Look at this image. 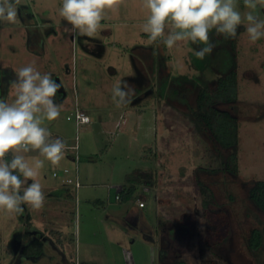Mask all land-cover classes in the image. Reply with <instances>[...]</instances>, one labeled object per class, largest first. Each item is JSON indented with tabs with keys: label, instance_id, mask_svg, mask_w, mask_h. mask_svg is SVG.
<instances>
[{
	"label": "rangeland",
	"instance_id": "1",
	"mask_svg": "<svg viewBox=\"0 0 264 264\" xmlns=\"http://www.w3.org/2000/svg\"><path fill=\"white\" fill-rule=\"evenodd\" d=\"M61 6L62 0H19L16 22L0 21V77L9 83L0 82V98L13 101L12 72L28 64L62 84L54 98L63 104L60 116L44 126L72 145L77 126L68 116L76 105L89 115L78 132L81 186L67 181L76 177L71 150L58 166L45 160L38 177L43 207L22 205L23 215L0 211V264H22V257L31 264H264V213L247 192L249 182L264 179V37L251 43L245 24L238 26L239 100L226 107L240 117L239 174L201 173L215 194L206 210L195 169L219 167L227 151L211 149L188 108L159 92V66H166L163 74L208 80L217 69L194 67L191 42L172 49L161 40L149 43L141 0H125L118 14L106 12L94 38L64 32L71 25L59 15ZM237 9L264 20V4L251 10L237 0ZM118 81L135 88L132 103L116 106ZM137 168L151 172L154 184L137 183L132 198H117ZM255 229L263 240L252 250ZM38 237L43 256L26 257L24 247Z\"/></svg>",
	"mask_w": 264,
	"mask_h": 264
},
{
	"label": "clouds",
	"instance_id": "2",
	"mask_svg": "<svg viewBox=\"0 0 264 264\" xmlns=\"http://www.w3.org/2000/svg\"><path fill=\"white\" fill-rule=\"evenodd\" d=\"M124 2L62 0L59 15L71 25L64 32L94 38L106 12L118 14ZM18 3L19 0H0V21L15 23ZM243 3L245 8L254 10L264 0H243ZM141 7L147 12L141 30L148 35L149 43L161 40L168 49L178 42L203 45L195 51L199 59H204L215 47L210 42L213 29L225 38H235L238 26L245 24L251 43L264 37V20L252 11L242 15L237 0H141ZM14 71L16 79L10 84L13 101L0 98V211L23 215L22 205L32 210L43 207L45 194L38 179L40 170L45 160L58 166L67 145L60 138H53L44 126L45 121H55L60 116L63 104L55 103L54 98L62 84L51 73L42 74L34 64ZM112 93L116 106L120 107L132 103L135 88L118 81ZM78 147L76 144L71 150L77 151ZM30 152H38L39 156L26 155ZM21 259L22 264H31Z\"/></svg>",
	"mask_w": 264,
	"mask_h": 264
},
{
	"label": "trees",
	"instance_id": "3",
	"mask_svg": "<svg viewBox=\"0 0 264 264\" xmlns=\"http://www.w3.org/2000/svg\"><path fill=\"white\" fill-rule=\"evenodd\" d=\"M238 34L239 27L235 38H225L224 35L218 34L213 29L210 32V42L215 44L213 51L206 55L204 59L197 58L195 54L192 56L191 61L195 68L203 70L207 67H215L217 69L219 75L213 80L205 79L202 76H174L170 72L163 74L166 66H159V92L165 95L170 104L179 108L181 106L188 108L196 122L197 129L205 135V140L209 143L211 149L216 150L220 155H222V149L227 151L226 155H222L219 167L198 166L195 169L196 181L203 195V206L206 210L215 202V194L211 186L201 179V173L215 174L225 172L232 176L239 174L237 147L239 143L240 117L226 107L227 105H234L239 100ZM201 47L203 45L196 44L197 50ZM219 52L221 53L219 54ZM151 58L153 60V57ZM1 71L0 69V75ZM12 74L13 78L10 83L16 79L15 73L12 72ZM0 82L3 88L9 85L1 77ZM2 86L0 87V97L2 95ZM4 92H6V89H4ZM10 158L9 156L8 159L10 160ZM154 182L155 179L151 172L137 168L129 173L125 183L127 185L124 184L121 187L120 199L127 200L132 198L136 194L137 183L153 185ZM248 184L249 200L258 210L264 213V179L252 180ZM231 198L233 199V196ZM210 218L212 223H215L214 218L212 216ZM222 218L221 216L220 220ZM262 240V230H253L249 237V247L252 250L259 249L262 245ZM44 248L43 239L38 237L37 239L32 238L23 250L26 257L39 258L43 256Z\"/></svg>",
	"mask_w": 264,
	"mask_h": 264
},
{
	"label": "built area",
	"instance_id": "4",
	"mask_svg": "<svg viewBox=\"0 0 264 264\" xmlns=\"http://www.w3.org/2000/svg\"><path fill=\"white\" fill-rule=\"evenodd\" d=\"M68 119L70 120H74L77 126V135H76V141L74 144L72 145H67V149L71 150L73 148L74 145L78 144L79 145V129L82 125L88 124L90 122V117L89 115L85 112V110H83L81 107H79V105H76L75 107V111L68 116ZM72 151V150H71ZM74 153L73 155V159L75 161V170H76V177L75 179L72 178H68V183H74L76 188L81 186L80 180H79V162L81 160L80 158V154H79V147L77 151H72ZM65 171H68V168H65ZM55 175H57V173H54ZM120 196L117 195V198H119ZM139 206L140 207H144L145 206V202L144 201H139Z\"/></svg>",
	"mask_w": 264,
	"mask_h": 264
},
{
	"label": "crops",
	"instance_id": "5",
	"mask_svg": "<svg viewBox=\"0 0 264 264\" xmlns=\"http://www.w3.org/2000/svg\"><path fill=\"white\" fill-rule=\"evenodd\" d=\"M34 36V35H33ZM36 37H38L39 38V40L41 41L42 40V38H43V36L42 35H38V36H36ZM35 36L34 37H32V39L34 40V38H36Z\"/></svg>",
	"mask_w": 264,
	"mask_h": 264
}]
</instances>
